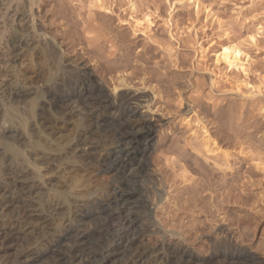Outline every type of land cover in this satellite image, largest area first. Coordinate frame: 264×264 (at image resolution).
Segmentation results:
<instances>
[{
	"label": "clouds",
	"instance_id": "obj_1",
	"mask_svg": "<svg viewBox=\"0 0 264 264\" xmlns=\"http://www.w3.org/2000/svg\"><path fill=\"white\" fill-rule=\"evenodd\" d=\"M0 264H264V0H0Z\"/></svg>",
	"mask_w": 264,
	"mask_h": 264
}]
</instances>
